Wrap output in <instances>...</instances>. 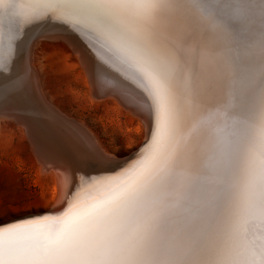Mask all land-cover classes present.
<instances>
[{
	"label": "snow or ice",
	"instance_id": "1",
	"mask_svg": "<svg viewBox=\"0 0 264 264\" xmlns=\"http://www.w3.org/2000/svg\"><path fill=\"white\" fill-rule=\"evenodd\" d=\"M48 12L94 24L105 62L151 97L155 124L141 159L89 185L99 197L0 226V264H264V0H0V34L11 41L17 17ZM229 13L256 29L247 94L236 88ZM4 73L0 96L23 89L0 57ZM175 97L194 113L225 105L216 134L182 141Z\"/></svg>",
	"mask_w": 264,
	"mask_h": 264
},
{
	"label": "bare ground",
	"instance_id": "2",
	"mask_svg": "<svg viewBox=\"0 0 264 264\" xmlns=\"http://www.w3.org/2000/svg\"><path fill=\"white\" fill-rule=\"evenodd\" d=\"M223 19L234 40L230 55L236 66V88L239 92L247 94L252 88L255 68L253 45L256 29L254 25L234 18L231 13ZM204 26L211 28L207 22ZM93 29L94 24L83 17L80 22L73 23L48 12L17 17L10 28L13 34L11 41L0 34V57H7L11 78L22 76L25 81L21 91L0 96V120L6 122L10 119L17 124L19 131L29 141L39 175L50 181L51 187L47 186L50 187L48 190L52 204L50 212L46 215H61L68 209L69 204L77 199L99 197L101 193L90 189L89 185L105 175L115 174L122 168L130 167L141 159L146 152L144 146L154 128V105L151 97L138 81L117 72L105 62L110 55L106 51L108 45ZM8 30L6 25L5 31ZM40 33L47 36L60 35L67 41L84 68V74L90 84L88 93L92 98L112 100L143 120L146 140L138 154L126 160L110 154L91 127L84 122L68 118L57 102L51 101L53 97L47 89L41 70L39 71L34 63L35 53L32 54V42ZM7 76L8 74L4 73L0 79ZM202 87L205 90L213 87L211 77L207 73ZM224 98L227 103V92ZM174 102L180 105L184 118V132L180 137L182 141H187L200 129H207L210 135L216 134L219 126L216 122L224 116L220 108L225 105L204 108L194 113L179 97H175ZM100 157L112 159V164L104 170L95 167L91 162ZM39 183L44 187V180L40 178Z\"/></svg>",
	"mask_w": 264,
	"mask_h": 264
},
{
	"label": "rangeland",
	"instance_id": "3",
	"mask_svg": "<svg viewBox=\"0 0 264 264\" xmlns=\"http://www.w3.org/2000/svg\"><path fill=\"white\" fill-rule=\"evenodd\" d=\"M51 35L38 34L32 42L35 54H31L53 97L51 101L57 102L68 118L91 127L110 154L121 159L132 153L146 140L143 120L112 100L92 98L77 54L60 35ZM36 162L17 124L0 120V225L50 209V181L39 175Z\"/></svg>",
	"mask_w": 264,
	"mask_h": 264
},
{
	"label": "water",
	"instance_id": "4",
	"mask_svg": "<svg viewBox=\"0 0 264 264\" xmlns=\"http://www.w3.org/2000/svg\"><path fill=\"white\" fill-rule=\"evenodd\" d=\"M142 145L143 144H141L138 148H136L132 153H130L129 155L125 156L122 160H126V159L138 154V152L140 151L139 149L141 148ZM49 212H50V210L39 212V213H35L34 215H31V216L25 215V216L19 217L18 219H15V220H12L10 222H7L5 224H1L0 226L11 224V223H14V222H19V221H22V220H25V219H29V218H39V217H42V216L46 215Z\"/></svg>",
	"mask_w": 264,
	"mask_h": 264
}]
</instances>
